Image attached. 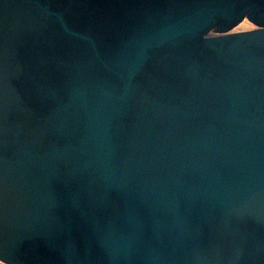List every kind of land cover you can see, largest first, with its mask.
I'll return each instance as SVG.
<instances>
[{
    "label": "water",
    "instance_id": "95a60500",
    "mask_svg": "<svg viewBox=\"0 0 264 264\" xmlns=\"http://www.w3.org/2000/svg\"><path fill=\"white\" fill-rule=\"evenodd\" d=\"M0 264H264V0H0Z\"/></svg>",
    "mask_w": 264,
    "mask_h": 264
},
{
    "label": "rangeland",
    "instance_id": "374dc122",
    "mask_svg": "<svg viewBox=\"0 0 264 264\" xmlns=\"http://www.w3.org/2000/svg\"><path fill=\"white\" fill-rule=\"evenodd\" d=\"M239 28L242 31L254 29V26L248 23L246 20L239 24Z\"/></svg>",
    "mask_w": 264,
    "mask_h": 264
}]
</instances>
